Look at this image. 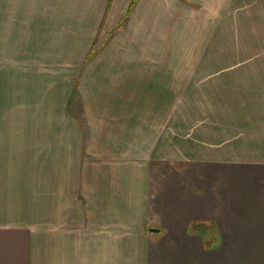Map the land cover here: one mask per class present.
<instances>
[{"label": "crops", "instance_id": "0c3cea01", "mask_svg": "<svg viewBox=\"0 0 264 264\" xmlns=\"http://www.w3.org/2000/svg\"><path fill=\"white\" fill-rule=\"evenodd\" d=\"M210 1H106L89 50L73 51L81 69L65 105L71 124L74 88L93 59L116 53L127 62L101 67L110 79L99 89L85 85L90 127L59 132V157L47 170L51 196L43 170L0 165V264H264V68L225 70L245 77V97L235 102L244 115L210 122L203 111L174 116V107L189 105L178 94L184 79L149 62L164 59L151 54L162 52L156 45L171 44L170 29L187 28ZM103 27L113 29L110 41L92 50ZM202 74L186 73L196 92ZM211 76L220 85L219 71ZM46 203L52 224L39 227ZM200 222L218 228L213 249L206 248L210 236L192 230ZM238 250L245 258H236Z\"/></svg>", "mask_w": 264, "mask_h": 264}, {"label": "rangeland", "instance_id": "374dc122", "mask_svg": "<svg viewBox=\"0 0 264 264\" xmlns=\"http://www.w3.org/2000/svg\"><path fill=\"white\" fill-rule=\"evenodd\" d=\"M106 1L0 0V165L43 170L39 176L44 174V191L49 195L52 175L49 168L55 163L54 156L59 157L53 144L63 141L59 132L76 134L90 127L82 113L85 94L99 89L95 86L101 84L102 78L105 83L110 79V76L102 77L99 69L121 67L127 62L115 58L116 53L106 54L108 59H93L80 83L84 87L78 84L74 88L71 107L76 118L71 124L72 116L65 105L81 69L73 60V51L79 53L80 44L89 50ZM206 7L196 17L191 13L187 28L170 29L172 43L166 48L156 45L162 52L151 54L164 59L147 61L150 66L172 67L175 73H180L174 78L184 79L185 85L180 87L183 92L178 94L182 97L180 103L189 105L174 107V116L190 117L203 111L210 122H219L221 118L231 120L232 116L240 121L244 112L236 109L235 102L245 97V77H230L225 70L264 68V0H247L246 4L242 0H213ZM103 29L92 50L110 41L113 29ZM105 32H109L108 37ZM192 70L204 73L198 76L199 81H205L202 91L194 90L198 87L192 84L197 81L186 82L191 78L186 73ZM213 71H219L220 85L211 83ZM42 207L38 226H51L53 205L46 203ZM235 255L238 259L245 258L241 250Z\"/></svg>", "mask_w": 264, "mask_h": 264}, {"label": "trees", "instance_id": "16d2710c", "mask_svg": "<svg viewBox=\"0 0 264 264\" xmlns=\"http://www.w3.org/2000/svg\"><path fill=\"white\" fill-rule=\"evenodd\" d=\"M192 230L197 233H210V237L206 239V248L213 249L218 244L219 232L218 228L214 223L211 222H200L192 225Z\"/></svg>", "mask_w": 264, "mask_h": 264}]
</instances>
